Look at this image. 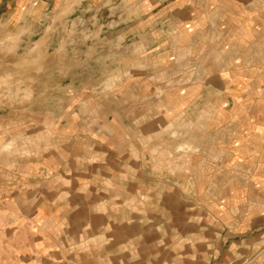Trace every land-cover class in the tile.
<instances>
[{
    "label": "crops",
    "instance_id": "0c3cea01",
    "mask_svg": "<svg viewBox=\"0 0 264 264\" xmlns=\"http://www.w3.org/2000/svg\"><path fill=\"white\" fill-rule=\"evenodd\" d=\"M122 1L125 24L111 43L124 47L126 65L106 76L107 105L61 121L78 128V150H68L77 196L39 198L29 182L25 192L14 184L10 199L0 185V264L113 263L152 230L149 208L157 239L171 229L174 246L207 249L229 233L264 231V41L247 36L251 67L249 39L237 40L256 31V1ZM232 49L241 64L229 68ZM90 157L100 161L86 164Z\"/></svg>",
    "mask_w": 264,
    "mask_h": 264
},
{
    "label": "rangeland",
    "instance_id": "374dc122",
    "mask_svg": "<svg viewBox=\"0 0 264 264\" xmlns=\"http://www.w3.org/2000/svg\"><path fill=\"white\" fill-rule=\"evenodd\" d=\"M254 1L256 31L238 32L237 38L249 39L244 41V51L251 58L245 63L251 67L256 66V47L247 36L264 41V0ZM90 4L91 0H0V185L9 189L5 198H13L14 184L25 192L29 182L39 198L77 196L78 160L69 158L68 150L74 155L78 150V128H63L61 121L76 119L78 109L92 116L100 102L107 105L106 76L126 65L124 47L111 43L121 36L115 37L113 29L125 24L123 1H117L116 9L106 5L98 10ZM234 49L224 66L241 64L233 57L240 50ZM140 53V47H133V54ZM106 108L101 106L102 116L108 115ZM94 160L100 158L84 162ZM79 161L82 166L83 160ZM87 174L93 177L92 171ZM85 192L89 199L99 198L98 192ZM155 211L148 209L152 229L148 235L134 240L127 248L131 253L116 256L110 264H264V231L243 236L229 233L228 238H214L207 249L204 244L185 245V241L174 246L173 238L167 236L171 229L157 239L161 233L153 229ZM166 212L172 219L171 212Z\"/></svg>",
    "mask_w": 264,
    "mask_h": 264
}]
</instances>
